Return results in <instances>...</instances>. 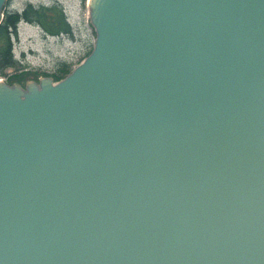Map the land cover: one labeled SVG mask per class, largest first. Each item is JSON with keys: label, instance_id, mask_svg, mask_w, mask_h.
Returning a JSON list of instances; mask_svg holds the SVG:
<instances>
[{"label": "water", "instance_id": "95a60500", "mask_svg": "<svg viewBox=\"0 0 264 264\" xmlns=\"http://www.w3.org/2000/svg\"><path fill=\"white\" fill-rule=\"evenodd\" d=\"M89 9L61 81L0 82V264H264V0Z\"/></svg>", "mask_w": 264, "mask_h": 264}, {"label": "rangeland", "instance_id": "374dc122", "mask_svg": "<svg viewBox=\"0 0 264 264\" xmlns=\"http://www.w3.org/2000/svg\"><path fill=\"white\" fill-rule=\"evenodd\" d=\"M29 4L62 6L72 34L51 36L38 25L19 24L18 37L14 38L16 65L0 72V82L18 84L24 89L44 78L61 81L90 55L97 36L90 19L89 0H6L5 9L21 13Z\"/></svg>", "mask_w": 264, "mask_h": 264}, {"label": "trees", "instance_id": "16d2710c", "mask_svg": "<svg viewBox=\"0 0 264 264\" xmlns=\"http://www.w3.org/2000/svg\"><path fill=\"white\" fill-rule=\"evenodd\" d=\"M4 14L5 18L0 25V72L16 65L14 38L18 37V26L21 22L40 26L46 35L72 34L71 25L60 5L34 6L29 4L21 13L8 12L5 9Z\"/></svg>", "mask_w": 264, "mask_h": 264}]
</instances>
